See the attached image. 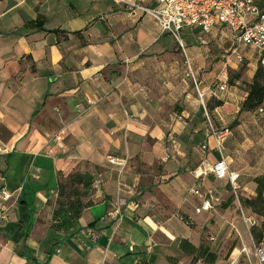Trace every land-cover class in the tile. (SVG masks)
<instances>
[{"label":"crops","instance_id":"1","mask_svg":"<svg viewBox=\"0 0 264 264\" xmlns=\"http://www.w3.org/2000/svg\"><path fill=\"white\" fill-rule=\"evenodd\" d=\"M126 2L155 6L149 0H0V192L13 195L4 204L8 221L0 225V264H191L182 241L210 248L215 264H230L244 249L248 255L238 264H255L264 233L257 243L242 214L257 218L260 230L264 218L239 205L228 181H199L193 171L221 159L207 110L213 127L230 131L223 157L240 175L242 199L257 197L264 113L243 109L257 64L219 92L226 62L223 56L215 66L210 47L231 44L232 33L187 29L186 59L195 65L205 107L194 90L186 89L180 102L162 97L147 81L150 67L173 72L182 65L180 47L157 20L132 13ZM40 17L44 31L27 28ZM245 51L258 62L254 51ZM230 59L228 69L237 71L236 57ZM178 104L186 124L172 118ZM111 157L127 158V167L111 165ZM76 173L91 175L98 187L85 200L92 205L77 231L65 234L52 228L59 177ZM194 188L201 194H190ZM208 195L220 203L198 214ZM117 210L118 220H104ZM88 228L108 246L93 248Z\"/></svg>","mask_w":264,"mask_h":264},{"label":"built area","instance_id":"2","mask_svg":"<svg viewBox=\"0 0 264 264\" xmlns=\"http://www.w3.org/2000/svg\"><path fill=\"white\" fill-rule=\"evenodd\" d=\"M155 3L154 7L145 6L143 3H128L132 13L140 11L144 15H149L159 22L163 33L169 34L175 38L181 50L186 53V44L182 39V32L187 29L200 28L205 36L211 35L217 29H227L232 33V56L236 57L239 62L244 60L243 50H252L258 55V62L264 67V11H261L256 4V0H149ZM204 46H209L208 40L202 41ZM225 57V68L216 83L219 92H226L229 87L228 75V59ZM188 66L191 64L188 61ZM192 73V71H191ZM189 77L195 79L197 88L198 84L194 74H189ZM199 96L205 107V95L199 91ZM207 113V110H206ZM259 113L263 114L264 110L259 109ZM182 115H175L176 121H181L186 124V120ZM208 122L211 128V136L214 138L216 146L215 151L221 156V159L211 164L205 160L202 164L193 171L194 177L199 181H204L209 176H214L217 180L228 181L234 198L242 205L241 186L239 184L240 175L231 171L228 162L223 157L224 144L230 135L228 129L218 130L212 126V121L208 116ZM172 135H170L171 137ZM175 147V141H172ZM202 151L208 150L207 146H203ZM172 155H167V160H170ZM128 159L117 157L109 158V163L124 170L128 165ZM39 178V176H36ZM98 187V184H95ZM190 194L200 195L199 189H191ZM13 195L3 189L0 192V225L8 221L6 216L5 203L10 201ZM220 203V199L214 195H208L201 207L197 209V213L212 211L215 205ZM244 223L250 230L258 227L257 218L242 214ZM120 217V211L117 210L110 213L104 220L116 221ZM85 236L90 240L93 248H100V237L97 231L93 228H88L84 231ZM246 254L244 249L236 258L230 259V264H238L240 257ZM257 263L264 264V249L255 247Z\"/></svg>","mask_w":264,"mask_h":264},{"label":"trees","instance_id":"3","mask_svg":"<svg viewBox=\"0 0 264 264\" xmlns=\"http://www.w3.org/2000/svg\"><path fill=\"white\" fill-rule=\"evenodd\" d=\"M256 4L261 11H264V0ZM45 20L40 17L34 23L27 25V28L33 30L44 31ZM56 33H59L57 31ZM264 67H260L254 77L252 85L249 87V95L243 106L245 111L255 112L264 106V77H262ZM237 78H240L238 75ZM229 85H233V81L229 80ZM221 105V103H217ZM258 184L257 197L251 199H242L241 203L245 208H249L254 214L264 218V177L257 179ZM95 186V179L91 175H83L76 173L71 176L61 174L59 177V199L57 210L53 216L52 228L58 232L65 234L75 233L77 231L79 220L86 208L92 205L91 202L85 203ZM264 233V223L259 232L257 229L253 231V235L257 243H261ZM182 252L193 257L191 264H198L201 260L204 264H215L217 255L210 248L201 246L196 248L188 241L181 242Z\"/></svg>","mask_w":264,"mask_h":264},{"label":"rangeland","instance_id":"4","mask_svg":"<svg viewBox=\"0 0 264 264\" xmlns=\"http://www.w3.org/2000/svg\"><path fill=\"white\" fill-rule=\"evenodd\" d=\"M262 1L263 0H257V2H259V3H261ZM183 39H185V38H183ZM232 51H233L232 43L231 44L225 43V45L222 48L210 47V53L214 57V59H213L214 65L216 66L218 63L221 64L223 62V58H222L223 56L226 58L231 57ZM178 54L180 55L182 65H179L178 68L175 69L173 72H171L170 70H158V69L155 70L152 67H150L152 74H148L149 78L147 79V81L152 87H154L156 89V91L159 92L160 95H162V97H165L168 99L169 98L173 99L174 96H176L177 99L179 100V102L183 99V96L185 95L184 91L186 89H188L189 92H191V90H194L196 98H198L199 101L201 102V104L203 105L201 98L199 96V93H198V88H197L195 79L189 77V74L193 73L195 78H196V81H198V83L200 82V79L197 75L195 65L192 62V60H191V63H192L191 68L187 65L186 54H188L190 57V52L188 51V47H187L186 53L183 50L179 49ZM243 54L244 55L247 54V55L242 62H239L238 60L233 61L235 56L230 59L233 61L234 64L235 63L238 64V70L237 71H234L230 68H229L230 70L228 69L229 79L232 81L235 80V78L238 77V75L243 76V74L245 72H248L249 71V65L251 63L257 64L256 65L257 71L261 67L260 63L256 62L257 56L254 57V60L252 61V60H250V58H247V56L250 55V51H245V53H243ZM185 62H186V64H185ZM191 71H192V73H191ZM257 71H256V73H257ZM262 77H264V72H263ZM247 86H249V85H247ZM199 88H201V86H199ZM205 99H206V97H205ZM180 110H181V105L178 104L176 110L172 111L173 112L172 118L174 121L176 120L175 115H181ZM205 114H206V120L208 121V116L210 118V112L208 113V111H207V113H206V110H205ZM181 117H183L185 119V117L183 115ZM69 176H71V175H69ZM255 229H257V232L260 231V228L258 229V227L254 228V230Z\"/></svg>","mask_w":264,"mask_h":264},{"label":"water","instance_id":"5","mask_svg":"<svg viewBox=\"0 0 264 264\" xmlns=\"http://www.w3.org/2000/svg\"><path fill=\"white\" fill-rule=\"evenodd\" d=\"M100 244L102 247L106 248L108 246V239L106 237L102 238Z\"/></svg>","mask_w":264,"mask_h":264}]
</instances>
